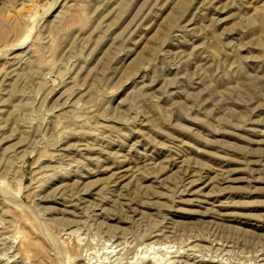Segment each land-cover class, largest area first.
Listing matches in <instances>:
<instances>
[{"label":"rangeland","instance_id":"374dc122","mask_svg":"<svg viewBox=\"0 0 264 264\" xmlns=\"http://www.w3.org/2000/svg\"><path fill=\"white\" fill-rule=\"evenodd\" d=\"M0 264H264V0H0Z\"/></svg>","mask_w":264,"mask_h":264}]
</instances>
